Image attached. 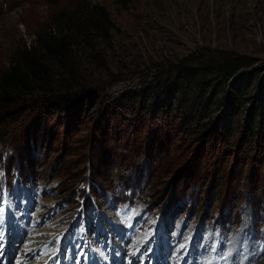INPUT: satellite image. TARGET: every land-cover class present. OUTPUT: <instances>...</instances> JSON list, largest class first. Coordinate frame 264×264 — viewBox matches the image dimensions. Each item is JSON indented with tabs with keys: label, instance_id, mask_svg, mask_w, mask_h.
<instances>
[{
	"label": "rangeland",
	"instance_id": "rangeland-1",
	"mask_svg": "<svg viewBox=\"0 0 264 264\" xmlns=\"http://www.w3.org/2000/svg\"><path fill=\"white\" fill-rule=\"evenodd\" d=\"M85 1L103 7L114 27L110 40L95 41L101 67H92L83 74V86L89 84L96 92V104H84L79 118L70 120H55L42 114L41 129L37 137L33 134L32 143L22 136V131L23 125L25 132L32 130L35 105L23 104L9 115L0 116V198L3 201L8 188L11 199H18L12 200V211H19L16 205L22 204L19 224L8 228L5 223L1 229L2 238L10 233L4 252L17 251L12 257L15 260L22 252L21 243L32 237L34 241L29 247L45 245V248H41L37 258L25 263L32 260L29 264H55L53 258L48 261L47 258L59 253L60 236L50 241L38 233L49 232L48 226L57 225L55 219L71 220L78 213L82 217L83 212L99 207L103 210L100 219L108 222L114 211L109 205H101L110 200L119 203L121 192L113 190L117 184V189L125 186L124 190L132 195L136 190L134 200L124 208L145 207L157 222L169 215L165 223L173 219L176 225H182L181 236L190 233L198 239L194 240L195 250L205 248L204 258L209 264H264V156L256 157V151L264 148L253 141L245 144L246 149L242 146V137L247 136L249 101L239 116V133L229 141L225 149L229 151L219 169L214 165V153H208L212 155L210 162L200 157L199 175L191 164L194 155L200 154L197 149L202 143V139L199 145L195 143L193 133L208 129L218 118H227L226 96L233 94L244 79L240 74L229 79L216 98L211 96L219 81L216 74L205 82L199 80V85L192 80L190 85L185 79L198 66L189 60L191 56H203L207 61L211 57L219 59L223 53L248 57L254 63L252 68L262 67L260 73H264V0H0V75L9 68L10 56L20 47L30 45L34 35L49 24L52 11ZM177 67L184 69L177 75L181 96L186 99L181 106L183 110L171 116L155 111L146 117L139 107L131 104V97H137V101L146 99V87L159 72L165 77L174 74ZM163 82L170 83L171 90ZM163 82L155 87L152 100L159 95L163 103L174 105L176 97L171 81ZM249 92L255 95L257 85L253 84ZM128 93H132L130 98ZM186 114L189 124L183 123ZM62 122L66 132L60 126ZM17 139L23 142L21 152L14 147ZM140 141V148H136L135 143ZM222 145L220 141L214 147ZM99 155L104 156V163ZM252 155L255 157L251 158ZM13 162L29 171L6 177L5 166ZM196 175L198 179L182 187ZM28 205L30 212L26 211ZM2 208L9 211L4 201L0 212ZM131 212L135 213L136 208ZM120 219L128 221L130 213L122 212ZM41 225L44 227H37ZM72 226V222H67L64 228H58L67 229L61 241L71 242ZM30 231L34 235L27 234ZM97 236L94 232L91 240ZM48 241H58L50 251ZM121 248L128 250L127 245ZM88 259L93 264L100 261L91 253Z\"/></svg>",
	"mask_w": 264,
	"mask_h": 264
},
{
	"label": "trees",
	"instance_id": "trees-1",
	"mask_svg": "<svg viewBox=\"0 0 264 264\" xmlns=\"http://www.w3.org/2000/svg\"><path fill=\"white\" fill-rule=\"evenodd\" d=\"M72 5L69 4L52 11L49 14V24L34 35V40L30 45L20 47L10 56L9 68L0 75L1 117L6 114L9 115L13 109L22 108L23 104H27L26 106L35 105L37 108L32 130L25 132V125H23L22 136H25L26 140L30 138L31 143L33 134L37 137L38 131L41 129L40 117L42 114L55 118V120H70L79 118V113L83 110L84 104H96V92L92 90L89 84L86 85L87 87L83 86L85 85L83 74L92 67H101V56L99 52H96L98 44L95 41L110 40V31H113L114 27L108 12L103 7L86 1L81 5ZM82 56L84 57L83 60ZM189 60L196 62L197 64H194L198 66L186 74L185 79L188 81L186 83L191 85L190 81L192 80L199 85L201 82H205L208 77L213 78V75L216 74L219 81L218 87L216 84L211 93V96H215L214 98L219 93H223L225 83L232 77L240 74L244 79L242 85L238 86L233 94L226 96L229 100L227 118H218L212 122V126L210 125L208 129L205 127L206 129L193 133V138H196L195 143L199 145L202 139L201 146L203 145V147L199 146L200 149L196 147L200 154H195L192 159L193 163L191 164H194L196 171L201 169V162L204 158L206 159L204 162L209 161V157L212 156L211 153H214V165L216 164V168L219 169L225 153L229 151L225 150L230 145L229 141L239 133L237 130L239 128V116L244 113L247 101L251 105L246 110L248 113L246 115L248 122L246 120L245 125L247 136L242 137V146L246 149V145L253 141L264 148V73H260L263 68H252L254 63L251 59L236 53H223L219 59L211 57L207 61L203 59V56L197 58L191 56ZM182 69V67H177L174 74L165 77H162L163 72H159L158 77L146 87L148 95L145 100L137 101V97L130 98L132 93H128L131 104L139 107V111L144 113L146 117H150L155 111L158 113L165 112L171 116L179 112L180 109L183 110L181 106L186 104V99L181 96V86L178 85L179 80L177 81V75ZM168 79L171 81L172 90L176 97L174 105L163 103L159 95L155 101L152 100L155 87L161 86V82ZM201 79L202 81L198 82ZM163 83H166L171 90L170 83ZM253 84L257 85V93L251 96L249 89ZM164 88L162 86V89ZM183 103L185 104L183 105ZM184 122L186 124L191 122L187 114L183 119ZM60 126L64 127V132L67 131L63 122ZM220 141L223 142V145L217 149L214 146ZM14 143L15 148L19 150L22 148L21 143L23 142L21 140L17 139ZM140 146L141 141L135 143L136 148H140ZM23 147L26 152L27 148ZM206 148L208 150L202 153V150H206ZM220 149L222 151H219ZM245 149L244 151H246ZM256 152V157L258 155L264 156V151ZM197 156L199 158L196 164L194 161ZM98 157H100L101 162H105L104 156L99 155ZM200 157L203 159L199 163ZM253 157L255 156L252 155L251 158ZM14 162L5 166V172L8 175L13 172L21 174L29 171L28 169L23 170L18 163L14 165ZM223 166H226L225 162ZM197 175L194 178H189L182 187H188V181H195L199 178Z\"/></svg>",
	"mask_w": 264,
	"mask_h": 264
},
{
	"label": "bare ground",
	"instance_id": "bare-ground-1",
	"mask_svg": "<svg viewBox=\"0 0 264 264\" xmlns=\"http://www.w3.org/2000/svg\"><path fill=\"white\" fill-rule=\"evenodd\" d=\"M32 236V235H31ZM33 238L31 237L30 239H27V247L26 246H24V247H26V248H22V250L24 251L23 252V259H21L20 257L18 258V260L19 261H21V262H23L24 264H27V263H25L27 260H29V259H33V258H37L36 256H37V254H38V252H40L42 249H44L45 248V245H42V246H40V247H33V246H31V247H29L28 245L32 242V241H34V240H32ZM11 244V243H10ZM236 244V243H235ZM223 245V244H222ZM223 246H225V244L223 245ZM42 248V249H41ZM201 251V250H200ZM255 251V250H254ZM244 252H246V251H244ZM256 252V251H255ZM257 254L258 253H256V254H254L252 257L253 258H255L256 256H257ZM247 256H248V253L246 254ZM214 259V258H213ZM225 260V259H224ZM210 261V260H209ZM46 264V263H45ZM223 264V263H222ZM235 264V263H234Z\"/></svg>",
	"mask_w": 264,
	"mask_h": 264
}]
</instances>
